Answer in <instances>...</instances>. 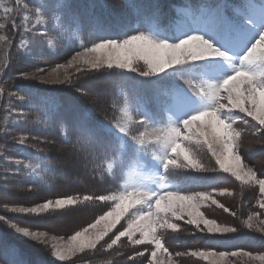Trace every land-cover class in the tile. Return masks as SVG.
<instances>
[{
	"label": "rangeland",
	"instance_id": "374dc122",
	"mask_svg": "<svg viewBox=\"0 0 264 264\" xmlns=\"http://www.w3.org/2000/svg\"><path fill=\"white\" fill-rule=\"evenodd\" d=\"M170 1L162 0V24L166 22ZM189 1L195 6L198 0ZM232 1L238 4L236 0ZM152 2L142 0L146 6ZM205 2L208 3V0ZM5 3L12 6L9 0H5ZM25 3L41 7L40 23H37L38 18L33 14L32 7L10 14L0 10V23L6 25L0 29V35L12 41L11 44L0 42V216L7 221H0V257L10 264L16 259H22L25 264H148V259L137 257L135 253L143 251L145 257L150 259L151 245H134L127 237H122L111 249L107 248L111 239L127 228L129 217L140 205L130 208L95 250L86 248L83 252L70 254L64 261L56 260L51 252L54 247H65L75 232L114 208L113 201H101L97 197L119 195L133 186L158 189L162 175L166 185L183 195L213 192L218 202L236 215L225 213L210 202L203 204L200 211L206 218L214 219L224 227L237 228V232L202 233L185 223L187 217L181 220L172 218L170 222L176 223L179 231L169 228L158 230L168 249L167 253H158L161 264H169V258L171 264H264L258 259L264 256V224L259 223L260 219H264V208L258 203V186L242 185L230 174L220 171L198 172L181 168H170L167 172L161 168L157 171L152 165L158 163L162 153L154 138L148 135L144 137L145 144L140 146L127 138L118 140L106 131L104 133L107 135L101 132L96 140H89L81 132L79 118L86 112L90 121L95 119L106 127L117 121L128 124L131 132L139 137L152 131V126L134 122L140 118L137 109L142 107L150 110L160 121L155 127H167L168 116L164 106L166 94L171 91L170 85L180 83L194 92L191 85L173 76L169 77L168 84L154 86L134 74H117L115 70L110 73L106 69L77 73L75 68H60L61 74L66 71L71 77V81L64 84H43L20 75H30L39 68L52 72L58 65L67 64L71 55L75 54L73 49L79 50L82 44L89 42L96 19L113 24L114 17L108 15V9L117 12L127 6L128 0H71V15L76 17L75 20L64 13L62 0H21V7ZM13 21L17 23L19 31L12 30ZM69 25L72 26L71 30ZM149 27L141 18L140 28L147 31ZM26 28L34 29L35 34L33 31H23ZM21 36L25 38L23 45ZM38 86L49 88L42 90ZM77 87L82 91L78 92ZM108 93L112 97L115 95L116 99L108 102ZM81 108L86 111L81 112ZM125 111L132 117V122L125 118ZM53 114L66 115L62 119L67 123L59 128L63 129L61 139L53 131L58 128L49 122ZM231 115L239 117L242 114L236 112ZM244 119L249 123L244 124L237 119L233 125L241 131L240 153L245 162L261 175L264 174V132L253 134L255 122L249 117ZM65 129L75 134L76 145L66 144L68 138ZM21 137H26L23 144L20 143ZM78 140L84 149L78 145ZM192 147L208 167H218L206 149L198 148L195 144ZM109 165L113 167L110 169ZM82 174L87 177L86 181L82 180ZM63 175L77 183L82 180V188L72 191L62 184L59 186ZM225 189L227 191L221 195L220 192ZM85 195L93 199L85 201ZM63 196H76L79 203L66 206L63 210L49 209L38 215L8 210L13 207H35L48 199ZM253 212L260 213V216L259 219L254 217V226L249 229L244 222ZM11 224L45 235L42 241L25 240L9 226ZM10 247L17 249L18 257L6 254ZM201 250L217 253L237 251L238 255L224 258L215 255L208 259L191 255L192 251ZM245 252L249 255H244Z\"/></svg>",
	"mask_w": 264,
	"mask_h": 264
},
{
	"label": "snow or ice",
	"instance_id": "6c2138e0",
	"mask_svg": "<svg viewBox=\"0 0 264 264\" xmlns=\"http://www.w3.org/2000/svg\"><path fill=\"white\" fill-rule=\"evenodd\" d=\"M0 0V10L5 14L26 11L34 8V15L40 23L41 7L28 5L21 7V0ZM61 7L70 19L71 0H62ZM235 15H230L229 10ZM162 0H153L146 6L142 0H128L126 7L113 12L108 9V15L114 17L113 24H105L101 19L95 21V30L87 44H82L79 50L73 49L74 55L67 64L58 65L52 72L39 68L30 75L21 73L24 78L38 80L43 84H64L71 81V77L60 68H75L77 73L88 71L100 72L102 69L110 73L134 74L144 78L154 86L168 84L169 77L191 85L195 91L182 87L180 83L170 85V94L164 111L167 113V127H155L160 121L146 107L137 109L140 118L135 123L142 126H152L151 132L135 136L128 124L118 121L110 126L97 123L92 124L85 112L79 118V126L83 135L89 140L99 139L101 132H107L118 140L127 138L134 145L143 146L145 135L154 138V142L161 149L158 163L152 166L159 171L167 172L170 168L192 169L198 172L220 171L230 174L242 185L258 186L259 206L264 208V174L258 175L250 167L240 153L239 139L241 131L233 125L237 119L244 124L251 118L255 122L253 134L264 132V0H243L240 5H233L231 0H212L196 9L192 22L183 18H176L172 22L171 30L162 25ZM135 17L136 19H133ZM141 18L150 25L147 31L140 28ZM27 19V17H25ZM0 23V29L5 28ZM69 25V30H71ZM12 30L19 31L17 23L13 21ZM118 30V31H117ZM29 32L34 29H24ZM21 36V44L24 43ZM0 42L11 44L7 36L0 35ZM238 65V66H237ZM226 66V67H225ZM259 70V71H257ZM77 91H82L77 87ZM23 99V97H21ZM242 114L239 117L233 113ZM229 115H225V114ZM127 121L132 117L127 111L124 113ZM258 126V128L256 127ZM26 137H21L23 144ZM206 149L218 167H208L193 150L192 145ZM113 165H109L111 169ZM227 191L222 190L221 195ZM231 193H229L230 195ZM93 197L85 195L84 200ZM97 199L111 200L114 208L100 215L93 223L72 235L65 247H54L51 255L58 261H64L70 254L83 252L86 248L95 250L104 241L109 231L113 229L130 208L136 211L129 217L127 228L119 231L107 248L111 249L122 237L134 245H151L150 259L143 251H137V257L148 259V264H161L157 258L161 251L167 253L165 241L160 229L179 231V226L170 222L184 219L186 224L192 225L200 232L207 234L235 233L237 228L224 227L214 219H208L200 211L203 204L210 202L222 208L225 213L235 216L224 204L219 203L213 192L202 191L195 195H183L179 190L169 187L161 181L159 188L133 186L119 195H101ZM79 203L76 196H63L48 199L35 207H13L8 209L14 213L40 214L49 209L63 210L66 206ZM260 213L253 212L245 221L247 228H253L254 217L259 219ZM0 221L7 223L4 216ZM264 224V219L259 220ZM25 240L42 241L45 235L39 231H30L27 227L9 225ZM103 246V245H101ZM7 252L19 256L17 249L10 247ZM180 255V253H177ZM192 256L208 259L209 256L219 255L221 258L237 256V251H192ZM249 255V253H244ZM264 261V256L258 257ZM0 264H10L7 259L0 257ZM11 264H25L22 259H16ZM169 264L171 259L169 258Z\"/></svg>",
	"mask_w": 264,
	"mask_h": 264
},
{
	"label": "trees",
	"instance_id": "16d2710c",
	"mask_svg": "<svg viewBox=\"0 0 264 264\" xmlns=\"http://www.w3.org/2000/svg\"><path fill=\"white\" fill-rule=\"evenodd\" d=\"M38 87L40 89H42V90L49 88V87H42V86H38ZM106 97H107L108 102L112 101L113 99H116V96L115 95H113V97H112L109 93L106 94ZM85 111L86 110H84V109L81 108V112L84 113ZM92 113L94 115L98 116L94 111H92ZM65 116L66 115H55V114H53V115H51V117L49 119V122H51L52 126L58 128V129H53V131H56L57 137H59L60 139H61L60 134H61V132H62L63 129H59V128L62 127V126H64L67 123V120L62 119V118H65ZM91 121H92V123L97 124V122H96L95 119H92ZM65 132H66V135H67V138H68V142L66 144L76 145V139H75V137H73V136H75V134L71 130H67V129H65ZM104 135H107V134L104 133ZM78 145L82 149H84V147L81 145V143L79 142V140H78ZM84 151L86 152V150H84ZM87 172H90V171H87ZM64 176L65 175H63V178H61L59 180V186H62L63 185L65 188H70L72 191L73 190L79 191V189L82 188L81 187L82 180L86 181V179H87V177L84 174H82L81 175V178H82L81 182L80 183H77L76 181L73 180V178L70 179V180H67ZM60 184H62V185H60ZM53 191H51L50 193H52ZM66 192H68V191H66ZM6 254H9V253L6 251Z\"/></svg>",
	"mask_w": 264,
	"mask_h": 264
}]
</instances>
